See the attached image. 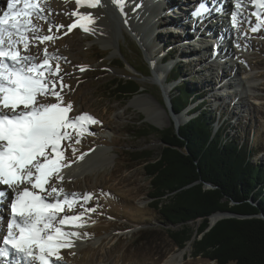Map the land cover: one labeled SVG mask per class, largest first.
Wrapping results in <instances>:
<instances>
[{
  "label": "rangeland",
  "instance_id": "obj_1",
  "mask_svg": "<svg viewBox=\"0 0 264 264\" xmlns=\"http://www.w3.org/2000/svg\"><path fill=\"white\" fill-rule=\"evenodd\" d=\"M175 1L190 8L184 9L188 13H182V22L172 8L178 6ZM219 1H211L206 6L207 13L193 15L202 3L196 5L194 0H160L158 3L161 6L158 9L149 0L140 1V6L135 2L131 4L130 1L117 3L113 0H101L100 5L94 8L98 20L86 24L89 31H84L79 26L76 21L78 16L72 13L91 15L93 11L87 6L83 10L79 9L82 7L77 5L76 0H40L42 15L47 19H39L35 15L29 17L38 29L36 35L56 37L45 42L32 40L27 51H31L32 47L33 54L39 53L42 62L45 58L44 50L47 49L52 71L55 72L59 65L57 75L46 73V76H49L48 81H56L55 91L63 98V105L71 103L72 109L68 115L75 118L88 114L97 121L86 124L81 134H77L78 129L68 130L71 139L61 141L62 164L76 163L87 167L103 162L106 158L111 163L110 169L90 172L86 177L60 172L63 179L59 180L53 174L55 182L65 187V192L59 198L67 197L72 205L69 207L64 204V211L58 213L54 227L63 226L59 224V220L64 216L81 217L79 221L66 225L69 226L68 230L80 235L79 238L73 237L76 240L70 237L73 246L60 250L61 259L56 264H217L201 256H194L190 242L184 248L178 247L169 235V226L159 222L150 206L149 178L144 171L143 162L135 159L134 155L140 151H152L156 155L162 146L158 135L139 134L147 131L144 128L153 126L146 120V114L139 109L146 104H151L166 124L165 128L168 127L167 110L157 107L159 105L164 108L158 89L151 83H142L147 90L133 95L120 94L114 89L118 79L127 80L132 75L138 76L128 62L143 63L141 54L135 59V55L129 50L136 47L134 41L139 40L144 43L142 46L145 53L150 54L147 55L151 59L152 68L153 60L159 66L169 68L172 65L166 78V83L174 86L170 91L171 98L178 86L187 81L190 90L203 95L206 106L218 118L222 114L221 119L228 124L230 135L248 145L252 161L264 164V8H254L251 0L249 8H239L240 14L238 13L235 24L223 17L222 22H229L232 28L235 25L237 30L232 37L227 38L224 33L228 29H223L229 28L228 24L220 23L216 28L215 22L206 17L214 15L223 7ZM134 6L148 7L149 11V7L154 9L149 13L152 19L141 31V38L136 35L134 37L130 32L136 24L146 23L143 18L140 20ZM22 7L21 4L19 8ZM222 9L227 11V7ZM256 13L260 14L259 20ZM73 24L77 26L69 31V26ZM61 25L63 27H59ZM257 25L258 31L253 32L252 28ZM206 28L208 31H205ZM197 30H200L199 36L196 34ZM28 35L31 36L32 33ZM45 43L47 45H43ZM207 46L209 50H206ZM169 52L173 58H167L170 57ZM119 55L123 62L119 60ZM176 65H183L184 73L178 79L168 81L173 74L172 68ZM138 66L145 72L142 66ZM135 67L137 68L136 65ZM247 75H254L255 89L236 94L241 89L238 86L239 78ZM232 80L238 82L223 87L224 82L232 83ZM61 84L64 85L63 88ZM48 87L51 89V84ZM149 90L153 93L150 94ZM39 96L42 100L51 98L49 104L58 102L50 93ZM133 99L135 102L131 103ZM202 101L197 100L191 106ZM195 114L197 113L191 116ZM102 147L108 149V154L98 150ZM55 155L52 153V157ZM81 155L83 159H78ZM32 191L39 193V189ZM89 196L90 198H86ZM64 199L60 201L63 202ZM9 208L3 205L0 212H6L4 216L8 217ZM75 224L82 226L77 227ZM197 225L195 222L190 223L194 228ZM182 250H185L182 260L178 257V261L174 263L169 261L172 255H178ZM5 257H0V260ZM12 259V264H21L19 259ZM32 264H39V261Z\"/></svg>",
  "mask_w": 264,
  "mask_h": 264
},
{
  "label": "snow or ice",
  "instance_id": "obj_2",
  "mask_svg": "<svg viewBox=\"0 0 264 264\" xmlns=\"http://www.w3.org/2000/svg\"><path fill=\"white\" fill-rule=\"evenodd\" d=\"M252 2L264 8V0ZM76 3L80 7L96 8L101 0H76ZM19 4H23V7H17ZM242 5L243 0H237V7ZM7 7L8 11L0 16V109L8 110L0 111V185H6L14 192L15 199L10 204L11 219L7 224V234L2 237L4 247H0V257L7 256L11 249L27 264L34 261H39V264H56L61 259L60 250L72 247L70 237L78 235L54 227L58 213L64 211V204L69 207L72 205L67 197L63 202L57 200L55 203H47L44 197L32 189L46 191L45 185L53 174L57 179H63L60 170L69 165L60 163L63 159L61 141L71 139L69 129H78L77 134H81L86 124L97 121L88 114L75 118L68 115L72 109L71 103L63 106V98L55 91L56 81H48L46 78V73L57 75L60 70L57 65L55 72L52 71L47 49L44 50L45 58L40 64L33 62L34 57L21 53V49L25 52L29 49L32 40L45 42L56 39L50 35H36L38 29L29 19L33 15L47 19L42 15L40 0H8ZM206 11L208 9L201 4L193 15ZM72 14L79 16V26L89 31L85 22H94L91 15L78 12ZM237 15L232 18L234 24ZM255 15L259 20L260 14ZM75 26H69V31ZM258 29L259 25L253 27L252 31ZM49 93L58 102L37 106V96ZM52 153L56 154L55 158ZM78 159H83V155ZM21 185H30L31 188H21ZM60 191L62 189L52 187L49 195L59 194ZM6 195L5 191H0V197ZM80 219V216H64L59 224H73Z\"/></svg>",
  "mask_w": 264,
  "mask_h": 264
},
{
  "label": "trees",
  "instance_id": "obj_3",
  "mask_svg": "<svg viewBox=\"0 0 264 264\" xmlns=\"http://www.w3.org/2000/svg\"><path fill=\"white\" fill-rule=\"evenodd\" d=\"M170 52L168 59L173 58ZM184 69L173 66L168 81L178 79ZM116 84L114 90L120 94L136 91L132 81L118 79ZM196 93L184 81L171 99L176 112L203 100L187 112L190 118L179 128L181 137L153 126L137 131L142 136L154 133L162 142L156 155L152 151L134 155L149 178L150 206L159 222L169 226L174 243L184 248L190 242L194 256L217 264H264V219L223 218L207 230L217 211L264 214V164L252 161L248 145L232 137L222 114L218 118L204 96ZM204 181L214 187L206 188ZM191 222L198 224L196 228Z\"/></svg>",
  "mask_w": 264,
  "mask_h": 264
},
{
  "label": "bare ground",
  "instance_id": "obj_4",
  "mask_svg": "<svg viewBox=\"0 0 264 264\" xmlns=\"http://www.w3.org/2000/svg\"><path fill=\"white\" fill-rule=\"evenodd\" d=\"M113 1H116L117 3L118 2H120V1H123V2H128V1H130V3L131 2H135V3H137V5H139L140 6V1H147V0H113ZM191 1V0H190ZM194 1H196V5H198V4H203V3H206L204 6H205V8H206V6L208 5V4H210L211 3V1L213 2V1H215V0H211V1H209V0H194ZM217 1H219V0H217ZM250 1L251 0H243V5H242V7H244V8H249L251 5L249 4L250 3ZM149 2L150 3H154L155 4V6L156 7H158V9H159V7L161 6V4L160 3H158V2H160V0H157V1H154V0H149ZM220 3H222L223 4V7H221L218 11H216L215 13H214V15H212V16H206V13L208 12H206L205 13V16L206 17H208V19H211V21L212 22H215V25H216V28L217 27H219L220 26V23L222 24V23H224V22H226V21H224V22H222L223 21V17H226L227 19H228V21L230 22V21H232V23H233V16L234 15H237V13H239L240 14V11H239V8L237 7V0H225V2H224V0H220L219 1ZM227 2V3H226ZM252 2V1H251ZM216 3V2H215ZM234 4L233 6L232 5H230V4ZM68 4H70V3H68ZM131 4H133V3H131ZM157 4V5H156ZM175 4H178L176 1H175ZM0 5H1V8H0V16H3V13L4 12H6V11H8V7H7V5H8V0H6V3H5V0H0ZM72 5V4H71ZM70 5V6H71ZM216 5V4H215ZM227 5V6H226ZM21 6V4H19L17 7H20ZM22 6H23V4H22ZM133 6V5H132ZM169 6V5H168ZM222 6V5H221ZM64 7H66V5L65 6H63V8ZM80 7V6H79ZM135 7V6H134ZM142 7V6H141ZM184 6L183 5H180V4H178V6H172V8L177 12L176 13V15H178L179 16V18H180V20H181V22H182V20H183V15H182V13L184 12V11H186V10H184L185 8H189V6L187 5V6H185L184 8H183ZM225 7H227V11H225L224 9H222V8H225ZM241 7V8H242ZM253 7L255 8L256 7V5H254L253 4ZM53 9L55 8V5L52 7ZM71 8H73V5L71 6ZM74 8H75V5H74ZM79 9H82L83 10V7L82 8H79ZM135 9L136 10H138V12H136L137 14H138V16H139V18H140V20H145L146 21V23L144 22V25H139V24H136L133 28H132V32L136 35V37H140L141 38V35H142V30H143V28H146L148 25H149V23H150V21H151V19L152 18H150V14L149 13H151V12H153L154 11V9H152V8H150L149 7V9H150V11L148 10V7H142V8H136L135 7ZM190 9V8H189ZM156 10V9H155ZM91 11H93L92 13H91V17L93 18V20L94 21H96V20H98V18H97V16H96V13H95V9L94 8H91ZM102 11V10H101ZM187 12V11H186ZM188 13V12H187ZM187 13H185V14H187ZM211 14H212V12H210ZM142 14V15H141ZM89 15V14H88ZM146 15V16H145ZM144 16V17H143ZM124 18H125V16H124ZM143 18V19H142ZM225 18V19H226ZM77 22L79 21V16L77 17V20H76ZM177 22V24L179 23L178 21H176ZM229 22H226L227 24H228V27L229 28H224L223 29V31H225L226 29H228L227 31H226V33H224V34H226V36L225 37H227V38H230V37H232V34H234V32H236L237 30H236V28H234L235 27V25H234V27L232 28V26L230 25V23ZM86 24H87V22H85ZM209 23V22H208ZM42 24V23H41ZM234 24V23H233ZM211 25H213L212 23H211ZM223 27L225 26V25H222ZM205 31H208L207 30V28L205 29ZM205 33V32H204ZM196 34H197V36H199L200 35V30H197V32H196ZM196 36V37H197ZM206 37H208V35L206 36ZM227 40V39H226ZM139 41V40H138ZM209 42V41H208ZM223 43H224V41H222ZM43 45H47V43H45V44H43ZM105 45H110V44H105ZM141 45H144V43L143 42H141ZM224 46V45H223ZM209 47L207 46V48H206V50H209L208 49ZM204 49V48H203ZM31 51H23L22 49H21V53L23 54V55H29V56H32V57H34L35 58V60L33 61L34 63H37V64H40V63H42L41 62V60H40V55H39V53H37V54H33V51H32V47H31V49H30ZM210 50H212V48H210ZM212 52V51H211ZM147 54H149V52H147ZM212 54V53H211ZM150 55V54H149ZM153 60V59H152ZM150 61H151V59H150ZM154 61V65H153V69H154V81H156L158 84H160V86L165 90V92L169 95L170 94V91L172 90V88L174 87V86H172V85H168L167 83H166V78H167V76H168V70H169V68L171 69V67H172V65H171V67H165V66H159V65H157V62H156V60H153ZM222 65H219V68H222L221 67ZM164 68H166V70L164 71ZM223 68H225V66H223ZM249 74V73H248ZM253 74V73H252ZM252 76H254V75H252ZM252 76H250V75H247L245 78H239V83H238V86L239 87H241V89H238V91L237 90H235V91H237L236 92V94H238V93H244V92H246V91H248V90H254L255 89V87H256V83H255V80H254V78L252 77ZM46 78L48 79L49 78V76H46ZM233 81V80H232ZM238 81L236 80V81H233L232 83L231 82H224L223 83V87H229V86H232V85H234V84H236ZM224 94V93H223ZM37 101H36V104H37V106L38 105H40V104H49L51 101H52V99L51 98H46V100H42L41 98H40V96L38 95L37 96ZM131 103H133V102H135V99H133V100H131L130 101ZM64 106V105H63ZM22 107V106H21ZM140 111L141 112H143V113H145L146 114V120L147 121H149V122H151V123H154V124H156L157 126H159V127H164L166 124L164 123V121H162L160 118H159V116L156 114L157 112L155 111V109L151 106V104L149 105V104H146L145 106H140ZM0 111H5V112H7L8 110L7 109H0ZM186 116H188L187 115V113L186 112H184V115H182V116H179V117H176L175 119L177 120V121H182L184 118H186ZM98 150H100V152L102 151L103 152V154H108V149L107 148H99ZM53 158H55V157H53ZM60 163H62V160L60 161ZM110 162H108L107 161V158L106 159H104V161L103 162H99V163H97V164H95V165H90V166H88L87 164V167H83L82 165H78V164H70L69 166H66V167H62L61 168V170H60V172H63V173H65V172H70L71 174H73V175H85V177H86V174H88V173H90V172H94V171H98V172H101V171H105V170H107V169H110L111 168V163L109 164ZM85 165V164H84ZM85 165V166H86ZM56 178L52 175V177L50 178V181H49V183L48 184H46L45 185V188H46V191H40L39 190V193L38 192H36L37 194H39V195H41L42 197H44V199H45V202H47V203H55L57 200H61V199H64V197H62V198H59L60 197V195L63 193V192H65V187L63 186V184H57L56 182ZM23 187H29V188H31V186L30 185H21V188H23ZM52 187H55V188H57V189H62V191H60L59 192V194H56V193H52L51 195H49V193L51 192V188ZM38 190V189H37ZM0 191H5L6 193H7V195L5 196V197H3L2 198V201L0 200V209L2 210V208H3V205H7L8 207H10V204H11V202L15 199V193L14 192H12L10 189H8V187L6 186V185H0ZM67 191V190H66ZM73 191V190H72ZM69 193H71L70 191H69ZM69 193H68V195H69ZM73 194V193H72ZM65 195V194H64ZM62 196V195H61ZM70 196V195H69ZM0 199H1V197H0ZM49 200V201H48ZM5 207V206H4ZM9 212H10V214L8 215V217H5L4 215H6V212H5V214H4V212L2 213V211L0 212V214H2V215H0V232L2 233V235H0V247H4V245H3V243H2V239H1V236L3 237L4 235H6L7 234V224L10 222V219H11V208H9ZM9 212H7V213H9ZM19 219V218H18ZM61 229L63 230V231H65V232H69V233H71V232H74V231H70V230H68L69 229V226H66V225H63L62 227H61ZM75 233V232H74ZM78 235L77 236H72V238L73 237H75V238H79V233L78 232H76ZM74 239V238H73ZM72 240V239H71ZM74 240H76V239H74ZM80 243V242H79ZM77 244V243H76ZM79 245V244H78ZM10 247V246H9ZM177 254V253H176ZM185 255V250H182L180 253H178V255H172L171 256V258H170V262H172V263H174V262H176V261H178V260H176L178 257H180L181 258V260L185 257L184 256ZM17 258V259H19V261L21 262V264L22 263H25L26 261H24L22 258H21V256L20 255H18V254H16L15 253V251L14 250H11L10 249V251H9V254L7 255V257H5V258H2L1 260H0V264H12V258ZM5 259V260H4ZM16 260V259H15ZM14 262V261H13ZM14 264H15V262H14Z\"/></svg>",
  "mask_w": 264,
  "mask_h": 264
},
{
  "label": "water",
  "instance_id": "obj_5",
  "mask_svg": "<svg viewBox=\"0 0 264 264\" xmlns=\"http://www.w3.org/2000/svg\"><path fill=\"white\" fill-rule=\"evenodd\" d=\"M115 11H116V9H115ZM115 11H113V12H115ZM117 14H119L118 11H117ZM119 19L121 20L122 16L121 17L119 16ZM130 32H132V31H130ZM134 37H135V34H134ZM134 39L137 40V38H134ZM134 44H136V47H134L133 49L129 48V50H130V52H132L135 55L134 56L135 59H138L139 58L138 56L141 54V56H143V63L140 62V63H137V64H134V63L132 64V62H130L128 60V57L124 56L125 59L127 61H129L128 63L132 67L133 71H135V74L138 75V76L132 75V77H130V79L123 80V81H128V80L132 81L134 87H136V91H134L133 93H130V95L136 94V93H138L140 91L147 90L146 87L142 83H151V84H153L158 89V93H159L160 98H161V100L163 102V105H164V108H162V106L157 105L158 109L159 108L160 109H166L168 111V112L167 111L165 112V110H164V112L167 113V115H168V119H167L168 120L167 121L168 122L167 123L168 127H166V128H165V126L164 127H159V126H157L154 123H151V122L150 123L153 125V127H156L159 130H162V131L169 130V131H172L175 134L180 136L179 128H180V126L182 124H184V123H186L188 121L190 116L184 118L181 122L177 121L175 118L184 115V112L187 113L191 109L192 106L189 105L188 107H186L185 110H182L181 112H176L175 111V109L173 107V104H172V101H171L172 98L170 97V94L168 95L165 92V90L160 86V84H158L156 81H154V78H153L154 77V71H153V68H152V64L150 63V59H149L148 55L145 53L143 46L141 45V43L138 40H137V42L134 41ZM117 52H119V50H117ZM112 55H114V54H112ZM119 57H120L119 60L121 62H123L122 56L119 55ZM132 59L133 58H131V60ZM138 64L140 66H142V68L145 70V72H143V70L139 69ZM135 65L137 66V68L135 67ZM122 66H125V65L122 64ZM151 90L153 92L155 91L154 89H151ZM151 90H149V93L151 92ZM153 92H151L150 94H152ZM198 182H200V180L195 181L194 184L198 183ZM203 183H204V186L206 188H213L214 187V185H212L209 182L204 181ZM248 201L250 202V204L254 208L257 207V202H254V201H251V200H248ZM231 203L234 204L235 202H231ZM230 217H236V218H240V219H244V218H261V219H264V214L261 211L254 212V213H251V214H237V213H234V212H231V211H217V212L213 213L210 216V225H209L207 230H209L217 221H219V220H221L223 218H230Z\"/></svg>",
  "mask_w": 264,
  "mask_h": 264
}]
</instances>
